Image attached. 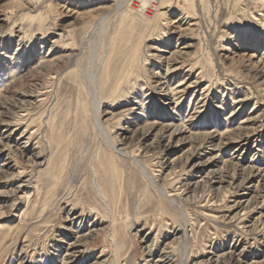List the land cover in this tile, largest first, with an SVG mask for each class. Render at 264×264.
<instances>
[{"label": "rangeland", "instance_id": "obj_1", "mask_svg": "<svg viewBox=\"0 0 264 264\" xmlns=\"http://www.w3.org/2000/svg\"><path fill=\"white\" fill-rule=\"evenodd\" d=\"M199 1L0 0V264H264V184L241 171L264 169V0ZM176 50L170 84L192 85L179 105L151 76ZM169 118L191 132L169 139ZM226 125L247 140L192 141ZM107 140L140 146L181 211Z\"/></svg>", "mask_w": 264, "mask_h": 264}, {"label": "bare ground", "instance_id": "obj_2", "mask_svg": "<svg viewBox=\"0 0 264 264\" xmlns=\"http://www.w3.org/2000/svg\"><path fill=\"white\" fill-rule=\"evenodd\" d=\"M190 2H189V7H194L195 6V0H189ZM201 1V0H200ZM199 1V2H200ZM201 3V2H200ZM199 5V4H198ZM202 5H203V3H202ZM203 7V6H202ZM195 8V7H194ZM206 8V7H205ZM205 8H204V10H205ZM197 11V10H196ZM204 13V12H203ZM151 15H157L158 17H159V15L161 14V12L159 13V12H153V13H150ZM149 14V15H150ZM148 15V16H149ZM148 27V26H147ZM146 39V36L144 35V36H142L140 39H139V42H138V47H140V45H141V43H142V41L143 40H145ZM257 44H260V42L259 41H257ZM259 46V45H258ZM182 52V50H176L174 53H172L171 55H170V57L169 58H167L166 59V61L168 62L167 64L169 65V62H171V61H174L173 60V57L175 56H178V54L179 53H181ZM255 57V56H254ZM162 58V57H161ZM253 57L251 56L250 57V59H252ZM176 59V58H175ZM14 60H15V58L14 57H12V58H10V61L12 62L11 64L12 65H15V63H14ZM60 60H62V59H60ZM46 62H48V60H44V63H46ZM184 63V62H183ZM39 65H40V63H39ZM223 66V65H222ZM173 68V66L172 65H169L168 67H167V70H166V73L164 74V75H162V73L160 74V72L159 73H154V74H151V76L153 77V78H156L157 79V77L159 76V78L157 79L158 81H156V86L158 87V90H164V89H168V91H167V93H166V96H168V98H165V100L166 101H175V103L176 104H178L179 105V103H180V101L181 100H183L184 99V96L188 93V91H190V89H192L191 87H192V85L191 84H189L188 86H185L186 84L184 83V80H180V81H178L177 82V85L174 87V85L172 86L170 83H171V81L175 78V72H176V70L175 69H172ZM175 68V67H174ZM13 71V73H14V69H11V71L10 72H12ZM264 72V71H263ZM153 73V72H152ZM177 74V73H176ZM16 76H17V74H10V79H13V80H17V79H14V78H16ZM177 77V76H176ZM263 76L260 74V75H258L257 76V79L256 80H254V82L255 83H258L257 82V80H259V79H261ZM252 79V78H251ZM235 80H238V79H235ZM264 80V79H263ZM100 81V80H99ZM196 82V81H195ZM193 85H195V84H193ZM93 86H94V92L95 93H93L94 94V96L92 97V109H93V114H94V120H95V122H96V124L99 126L100 124V118H101V116H100V114H99V111H100V105H99V83L97 82V79L95 80V82L93 83ZM100 86H101V83H100ZM102 86L103 87H105L106 86V83L105 82H102ZM117 90L118 89H114V91H112L111 93H110V99H115L116 97L114 96V95H116V93H117ZM193 91V90H192ZM1 93V92H0ZM250 95H251V93H250ZM19 96V95H18ZM28 96V95H27ZM143 96V97H142ZM247 96V95H246ZM249 97V96H248ZM258 97V96H257ZM145 94L143 93V92H141V99H140V103H143V104H141L143 107H144V105H145ZM22 101V100H21ZM100 102H101V100H100ZM15 106H16V104H15ZM3 108V107H2ZM17 109H18V107H17ZM23 110V109H22ZM261 110V109H260ZM195 113V112H194ZM193 113V114H194ZM262 113V112H261ZM193 114L190 116V118H189V120H187V121H191L192 122V120L194 119V116H193ZM5 115V114H4ZM254 118V117H253ZM256 118V117H255ZM13 119V118H12ZM147 119V118H146ZM261 119V118H260ZM14 120V119H13ZM16 120V119H15ZM2 121V120H1ZM0 121V122H1ZM10 121V120H9ZM137 121H138V119H137ZM164 121H167V122H164V123H162V124H160L161 126H162V129H164L165 131H162L163 132V134H167V133H169L168 134V136H169V139H172V137L173 136H176L177 134H180V133H184V132H188V130H189V132H191V130L190 129H188L187 127H186V125L184 124H180V125H178L176 122V120H175V118H169V120H164ZM228 121V120H227ZM259 121V120H258ZM257 121V122H258ZM12 122V121H11ZM248 122H252V119H249L248 121H245L244 123H248ZM256 122V121H255ZM228 123V122H227ZM226 123V124H227ZM10 124V123H9ZM13 124H15V123H13ZM17 124V123H16ZM156 124H158V122L157 123H153V124H145L147 127H151L152 129L153 128H155L156 127ZM231 124V123H230ZM8 126H11V125H8V123H7V126H6V128H9ZM16 126V125H15ZM101 126V125H100ZM219 127H221V126H216V128H214V131H212L211 133H209V132H203V134H193V133H191L192 134V136H193V138H192V141L193 142H196V140H201L200 142H201V144H200V148L202 149V150H204L205 151V149H209L208 147H207V145L211 148V147H213V145H214V143H216V141H217V138H216V136L213 134V133H216V134H218L219 133V135H220V141H219V144L218 145H223L224 144V140H227L228 142H229V140H230V142H232L231 140H237L238 142L240 141V140H242L243 139V137H244V141H246L247 140V137L248 136H245V135H243L242 133H241V131H243L242 130V128L243 127H239V128H234L232 125H226V126H224V131L221 133V128H219ZM19 129V128H18ZM151 129V130H152ZM161 129V130H162ZM11 130H13V129H11ZM138 130V129H137ZM136 130V131H137ZM172 131V132H171ZM162 132H161V135H163L162 134ZM147 134H149L150 133V131H147L146 132ZM2 135V134H1ZM159 136V139L160 140H162L164 137L163 136ZM167 136V135H166ZM222 136V137H221ZM110 139H111V137H110ZM125 139H127L126 137H125ZM219 139V138H218ZM123 140H124V138H123ZM123 140L119 143V145L120 146H118L117 144V141H108L109 143V148H110V151H111V155H112V157L114 158H116V159H119V160H121V161H127V160H129V161H131L138 169H139V171L141 172V174H142V176H143V178H145L146 179V181L149 183V186L150 187H153V189L157 192V194L160 196V197H162V198H165V199H168V200H170V203L173 205V206H177V208L181 211V205L179 204V203H177V201L174 199V195H169L166 191H165V189L164 188H162L159 184H158V181H157V179L155 178V176L153 177V176H150V173L148 172V169L145 167V165L141 162V160L138 158L139 156H136V154H135V152H136V150H138L139 148H140V146H138V145H135L136 146V148L135 149H132V147H130V148H126V147H124L125 146V144L126 143H124L123 142ZM241 142V141H240ZM217 145V146H218ZM216 146V147H217ZM220 154V153H219ZM194 157V156H193ZM219 157V156H218ZM211 160L212 159H209L206 163L205 162H201L200 160L198 161V159L195 161V162H193V168H194V171H195V169L197 170L198 169V171H196V172H199L200 170H202L204 167H206V166H208V165H211ZM222 160V159H221ZM230 162V161H229ZM262 165V164H261ZM256 166V165H255ZM242 168V167H241ZM260 168H262V167H260ZM258 169V168H257ZM242 171V173H243V175L244 176H246V175H248L247 176V178H244L242 175H240V176H242V178H243V180H244V182H243V184H248V187H247V190L249 191L250 189L249 188H254V186L252 185L254 182H253V179L255 178V179H257V182L259 183V185H260V183H262V184H264V169L263 170H260L259 171V176H253L252 178H250L252 175H253V173H254V166H250L249 168H244V170L242 169L241 170ZM222 173H224V172H222V170H218V171H214L213 173H210L211 174V176H213V179H215V180H217V183L218 184H222L224 181H225V176L222 174ZM257 175V174H256ZM207 176H210L209 174L207 175ZM234 177V176H233ZM232 177V178H233ZM211 178V177H210ZM213 179H212V181H213ZM214 180V181H215ZM239 180V179H238ZM201 181H203V180H201ZM241 181H239V183H240ZM256 182V181H255ZM194 184H197L196 185V187H199V182L198 181H196ZM193 184V185H194ZM227 184V183H226ZM232 185H235L234 183H233V181L230 183V186L231 187H233ZM249 185H250V187H249ZM240 186V185H239ZM96 188H97V190H98V192H99V194H100V196L102 197V199H103V201H105L106 203H107V198L103 195V193H102V191H101V189H100V187H98V186H96ZM260 188L261 187H257L256 189L259 191L260 190ZM257 190H255L257 193H258V191ZM260 192V191H259ZM261 192L264 194V189H261ZM260 192V193H261ZM262 196V195H261ZM250 203V202H249ZM250 205V204H249ZM181 213V215H182V220L183 221H185V223H187V216H186V214H185V212L184 211H182V212H180ZM94 228H96V225H93L92 226V228H90V229H88L87 231H88V233L86 234V236H91L92 235V233L95 231V230H92V229H94ZM86 232V231H85ZM84 238V237H83ZM67 255V257H70L71 255H69V254H66ZM183 258V257H182Z\"/></svg>", "mask_w": 264, "mask_h": 264}]
</instances>
